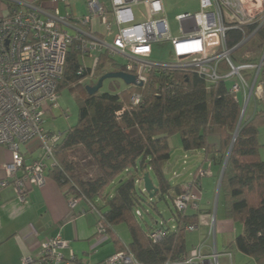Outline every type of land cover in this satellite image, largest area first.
I'll use <instances>...</instances> for the list:
<instances>
[{
    "label": "trees",
    "instance_id": "1",
    "mask_svg": "<svg viewBox=\"0 0 264 264\" xmlns=\"http://www.w3.org/2000/svg\"><path fill=\"white\" fill-rule=\"evenodd\" d=\"M255 28L254 38L263 45L264 23H250L227 30L226 47L238 44ZM78 54L72 46L57 82L58 93L64 87L75 93L78 121L56 145L57 163L48 169L49 175L60 185L68 186V193L102 211L105 230L116 244L118 237L113 227L124 223L131 238L126 247L143 264L177 260L187 253L185 227L197 225L198 221V214L188 210L197 208L182 212L174 208V227L166 225L165 236L153 242L148 232L158 223L144 227L139 221L142 213L138 207L145 192L138 186L137 178L149 171L157 183V197L167 195L172 201L184 188L170 183L164 173L171 151L169 138L178 134L184 151L203 149L209 153L208 136L216 133L220 152H227L220 181L224 215L243 225V232L227 248H236L253 257L255 264H264V159L260 156L264 144L258 141L259 128L264 127V109L256 107L249 118L239 121L242 106L227 81L207 85L195 73L157 67L149 73L144 86L137 88L143 97L138 105L128 103L134 91L131 87L118 93L98 90L88 95L82 81L90 73L101 76L107 62H112V71H123L124 67L101 52L94 67L86 68L79 62ZM260 74L264 97V64ZM86 166L94 174L85 172ZM196 173L193 181L198 182ZM124 174L108 196L110 184ZM104 197L105 210L96 203Z\"/></svg>",
    "mask_w": 264,
    "mask_h": 264
},
{
    "label": "built area",
    "instance_id": "2",
    "mask_svg": "<svg viewBox=\"0 0 264 264\" xmlns=\"http://www.w3.org/2000/svg\"><path fill=\"white\" fill-rule=\"evenodd\" d=\"M0 1L3 3L0 9V145L11 152L10 161L4 165L5 176L0 179V189L12 186L20 202L26 201L30 189L45 184L46 171L57 163L55 147L63 133L47 130L45 120L57 107V82L63 75L66 56L72 46L82 56L97 51L106 52L109 57L118 53L126 58L123 71L134 75L136 80L135 84L126 85L134 89L128 101L130 106L143 102L137 88L144 86L155 67L195 73L207 85L227 81L234 98L238 99L237 94L243 92L245 107L251 96L262 95L259 75L264 64V51L257 62H237L234 58V54L254 38L257 28L231 48L226 47L225 34L242 24L258 23L260 26L264 23V0H198L197 11L176 15L178 35L170 31L164 0H109L110 9L99 0H87L89 13L78 20L86 25L98 16L106 28V35L111 33L112 26H117L111 42L91 31L69 33L64 29L72 21L68 14L60 13L57 8L46 10L42 7L45 1L55 5L65 4L68 0ZM140 5H145L146 12L139 9ZM137 15L141 21L137 22ZM162 41L171 42L172 60L150 58L151 44ZM81 72L79 68L78 73ZM247 75L250 76L248 79ZM122 111L116 114L120 115ZM244 114L245 110L243 117ZM34 139L38 140L39 154L28 160L23 147ZM211 174L208 168H199L196 178L199 180ZM67 194L71 209L83 200ZM200 195L198 182L190 181L181 194L173 197V207L179 212L197 208ZM88 206L97 216L96 233L107 235L102 211L95 204ZM136 214L140 215V211L136 210ZM196 227L190 224L185 230L194 231ZM211 232L214 234V217ZM165 233L166 222L160 221L148 232V237L155 242ZM67 247L61 234L46 238L39 244L36 260L41 264H91L73 251L66 256L63 250ZM220 255L215 248L205 253L200 243L183 257L161 264H220ZM32 261L31 257L23 258V264ZM96 264L143 263L125 247Z\"/></svg>",
    "mask_w": 264,
    "mask_h": 264
},
{
    "label": "crops",
    "instance_id": "3",
    "mask_svg": "<svg viewBox=\"0 0 264 264\" xmlns=\"http://www.w3.org/2000/svg\"><path fill=\"white\" fill-rule=\"evenodd\" d=\"M30 1V0H23ZM106 8L110 9L109 0H99ZM87 0H68L65 4H50L45 1L42 7L46 10L57 8L60 13L68 14L71 23L65 25L64 29L71 34L91 31L97 36H103L108 42H111L117 32V26H112L110 34L106 35V28L101 23L98 16H94L91 21L83 25L78 20L89 13L86 4ZM3 3L0 1V9ZM198 6V0H196ZM188 11H178L177 14ZM136 20L141 21L138 15ZM101 52H93L90 55L82 56L80 53L77 58L86 68L94 67L97 55ZM115 56V55H114ZM113 63L116 61L110 57ZM114 70L112 62H107L101 72ZM98 74V72H95ZM87 80L83 81L86 84ZM263 97V94L262 96ZM260 100L262 98H259ZM264 109V105H263ZM255 108H253V111ZM177 137L173 135L169 138ZM264 137V136H263ZM259 139V135H258ZM176 148L181 150L183 157L186 158L191 154L193 168L186 174H177L172 171L176 178L170 180L172 184L184 186L193 181L195 172L199 167L208 168L212 174L198 180V186L201 191L200 199L196 210L198 214L195 241L191 243L192 247L202 243L203 251L209 253L214 248L221 252L219 257L220 264H255L253 257L246 255L236 248H227V244L238 234L243 232V225L228 219L224 215V205L220 193V187L217 189V183L223 170L226 153L220 152V137L216 133L208 136V144L211 151L205 153L203 149L184 151L180 145V139L175 138ZM260 141V140H258ZM264 144L263 141H260ZM38 140L34 139L24 145L23 149L27 151V159L36 157L39 154ZM171 148V146H170ZM263 151V150H262ZM171 154V151H170ZM261 151L260 156L262 157ZM171 156V155H170ZM170 158V157H169ZM11 159L10 150L0 145V179L5 176L4 165ZM179 156L175 158L174 164L169 159L164 163V173L175 168L178 164ZM148 172L149 178L153 185L157 183L149 171H143L139 174L137 181L138 186L143 190L142 175ZM186 172V169L184 170ZM68 186L60 185L46 171V182L41 187L30 189L26 196L25 202H20L12 188L7 186L0 189V264H23L24 257H31L33 261L29 264H41L36 260L39 251V244L46 238L61 234L67 241L68 247L63 250L68 256L70 251L76 255L85 257L91 264L102 262L111 254L122 250L130 242V234L127 226L119 224L113 227L114 234L118 237V244L114 242L109 234L102 236L96 233L97 216L90 210L85 201H80L73 209L68 205ZM158 192V190H157ZM156 192V194H157ZM172 194V193H170ZM154 197H157L155 195ZM214 217V234L211 232V220ZM156 221L152 226H155ZM171 228L174 227L170 226Z\"/></svg>",
    "mask_w": 264,
    "mask_h": 264
},
{
    "label": "rangeland",
    "instance_id": "4",
    "mask_svg": "<svg viewBox=\"0 0 264 264\" xmlns=\"http://www.w3.org/2000/svg\"><path fill=\"white\" fill-rule=\"evenodd\" d=\"M139 9L146 12L145 5H140ZM164 9L171 33L173 35H178L179 24L176 20V15L178 11L195 12L198 10V6H196V0H164ZM263 51H264V44L261 45L258 39L253 38L249 42L245 43L244 46H242L234 54V58L237 62L244 59L257 62L262 56ZM150 58L160 61L172 60L174 58V53L171 42L162 41V42L152 43ZM113 59L119 65H124L127 61L126 58L122 57L118 53L115 56H113ZM98 78L99 75L92 74L91 77L87 79L86 85L95 84ZM261 78L262 77L260 74L259 79ZM125 88H126V84L121 79L109 78L103 81L100 91L118 93ZM260 96L262 95H259V97L257 95L251 96L250 101L245 107L244 118L250 117L253 108L256 107L263 108L264 97H260ZM237 97L239 102L241 103V106H243L244 104L243 92L240 91L237 94ZM259 98L262 99L260 100ZM77 121H78V104L75 100V93H72L68 87H64L60 90L57 107L52 109V114L46 117L45 128L49 131H59L64 134L70 127L76 125ZM258 135H259L258 140L263 141L264 127L259 128ZM176 136L177 137H172L170 139L171 156L169 158L170 160L169 162L171 164H174L175 158L177 156H179V159H178V164L175 165V168L172 170H168V172L166 173V177L170 180L176 178V176H174L175 173L182 175L186 174L191 168H193L194 165L191 163L192 160H190L191 154H189L188 157L184 158L182 154L183 152L176 148L174 140L175 138H179V135L176 134ZM260 141L259 144H261ZM260 151L261 153H263L262 157H264V147L261 146ZM185 169L186 172H184ZM172 171H174L175 173L172 174ZM85 172L89 174L90 173L94 174V172H92L88 166H86ZM124 176L125 174L119 176L117 179L114 180L112 184H110V186L106 191L108 193V196H111L113 194L114 188ZM143 191L145 192L144 189ZM141 195H142V201L140 202L138 208L141 211L142 216L139 217V221L141 222V224H143L144 227L145 224L153 225L154 221H156L157 223H159L160 221H164L166 222V225L169 227L174 225L173 213L175 212V209L173 207L171 199L167 195H165L164 198H158V197L150 198L147 192ZM104 201H105V197L102 198V200H97L96 202L99 205V207H101L103 210H105L104 203H102ZM196 233H197L196 231H186L187 249H190L191 243H194V241L196 240L195 239Z\"/></svg>",
    "mask_w": 264,
    "mask_h": 264
},
{
    "label": "water",
    "instance_id": "5",
    "mask_svg": "<svg viewBox=\"0 0 264 264\" xmlns=\"http://www.w3.org/2000/svg\"><path fill=\"white\" fill-rule=\"evenodd\" d=\"M109 78L121 79L126 85L136 83L135 76L132 74H129V73L122 71V70H120V71H108V72H105L104 74H102L101 76H99V78L97 79L95 84L85 86L87 94L91 95V94L96 93L102 87L103 81L105 79H109ZM139 85H141V84H139ZM244 110H245V105H243L241 108V114H240V120L239 121H241V119L243 118ZM235 135H234V137H235ZM223 168H224V166H223ZM222 172H223V170H222ZM221 175H222V173H221ZM220 181H221V176H220V180H219V187H220ZM142 182H143L144 190H145V192L148 193V196L150 198L154 197L156 195L158 188L153 185L151 179L149 178L148 172H145L142 175Z\"/></svg>",
    "mask_w": 264,
    "mask_h": 264
}]
</instances>
